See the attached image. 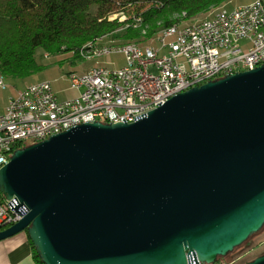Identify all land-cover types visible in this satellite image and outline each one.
Listing matches in <instances>:
<instances>
[{"label": "water", "instance_id": "water-1", "mask_svg": "<svg viewBox=\"0 0 264 264\" xmlns=\"http://www.w3.org/2000/svg\"><path fill=\"white\" fill-rule=\"evenodd\" d=\"M0 192L43 264H214L264 228V65L16 150Z\"/></svg>", "mask_w": 264, "mask_h": 264}, {"label": "built area", "instance_id": "built-area-1", "mask_svg": "<svg viewBox=\"0 0 264 264\" xmlns=\"http://www.w3.org/2000/svg\"><path fill=\"white\" fill-rule=\"evenodd\" d=\"M135 22L139 26L142 20ZM153 36L150 44L99 46L101 38L86 45L81 58L120 52L125 66L69 74L71 88L80 93L73 99L60 101L50 81L31 84L11 98L0 115V170L19 144L34 145L82 124L134 123L181 93L263 66L264 0L233 9L223 5L204 20L174 24ZM0 89H7L1 74ZM17 204L0 203V226L23 219L24 211L14 210Z\"/></svg>", "mask_w": 264, "mask_h": 264}, {"label": "trees", "instance_id": "trees-1", "mask_svg": "<svg viewBox=\"0 0 264 264\" xmlns=\"http://www.w3.org/2000/svg\"><path fill=\"white\" fill-rule=\"evenodd\" d=\"M231 1L0 0V74L5 79L17 80L42 72L44 66L36 60L38 49L52 55L72 53L74 58H79L86 45L105 37L120 42V45L141 44L160 29L176 24L177 21L173 20L175 15L185 13L187 17L184 20H189ZM146 6L149 7L142 11ZM130 7L138 9L135 16L124 22L110 20V16L122 14ZM139 18L142 26L136 27L139 23L135 19ZM143 27H148L146 35L142 34ZM122 28L127 29L117 33ZM28 146V143L19 144L18 148ZM0 203H5L1 192ZM29 241L36 263L43 264L30 238ZM258 254L256 258L264 256V249ZM218 261L221 264L252 262L242 259L227 262L223 257Z\"/></svg>", "mask_w": 264, "mask_h": 264}, {"label": "rangeland", "instance_id": "rangeland-1", "mask_svg": "<svg viewBox=\"0 0 264 264\" xmlns=\"http://www.w3.org/2000/svg\"><path fill=\"white\" fill-rule=\"evenodd\" d=\"M256 1L258 0H233L229 4H224V5H227L229 9H233L240 6L250 5L252 3H255ZM148 7L149 6H146L142 11H144ZM218 7H213L209 11L200 14L196 18L184 20V18L187 17V15L183 13L181 15H175L173 17V20L177 21L176 24L188 25L193 22L208 18L211 15V13H213L214 10L217 9ZM137 11H138L137 8L130 7L128 11L126 12L124 11L122 14H114L110 16V18L113 19L112 21L119 19L120 22H124L127 21L128 18L135 16ZM141 26L142 25H139L137 27H141ZM143 28L145 30V33L143 30L142 34L146 35L148 27H143ZM125 29L127 28L119 29L117 33H122L125 31ZM154 38L155 37L152 36L146 39L141 44H150L151 43L150 40H153ZM108 44L119 46L120 42L112 41V38L105 37L103 41L99 44V46L108 45ZM45 55H47L48 58H45ZM74 57L75 55L72 53L52 55V54H47L42 49H38L36 52V60L40 65L44 66V70L26 79H17V80L5 79L7 89L6 90L0 89V115L6 112L5 110L9 100L11 98L16 97L19 92L23 91L27 86L31 84H36L43 81H50L52 83L54 92L56 93L58 99L60 101H65V100L73 99L79 96L80 94L77 90L71 88V84L68 80L69 74L71 73L82 74L88 71V69L90 70L91 68L98 65L109 69H117L125 66V58L123 54L120 52L111 53L110 55L103 56L96 60L95 59L86 60L81 57L79 58L78 57L74 58ZM28 145L31 146L32 144L28 143ZM263 249H264V229L258 234L252 236L245 244H243L239 248H236L232 253H229L226 257L223 258L227 262H235L238 259L252 261L257 256H259L258 252Z\"/></svg>", "mask_w": 264, "mask_h": 264}, {"label": "crops", "instance_id": "crops-1", "mask_svg": "<svg viewBox=\"0 0 264 264\" xmlns=\"http://www.w3.org/2000/svg\"><path fill=\"white\" fill-rule=\"evenodd\" d=\"M0 264H37L27 233L0 241Z\"/></svg>", "mask_w": 264, "mask_h": 264}, {"label": "flooded vegetation", "instance_id": "flooded-vegetation-1", "mask_svg": "<svg viewBox=\"0 0 264 264\" xmlns=\"http://www.w3.org/2000/svg\"><path fill=\"white\" fill-rule=\"evenodd\" d=\"M214 264H221V263H220V261L217 260Z\"/></svg>", "mask_w": 264, "mask_h": 264}]
</instances>
